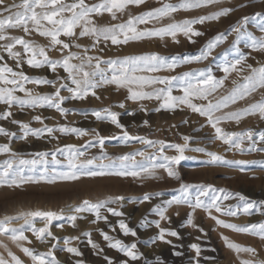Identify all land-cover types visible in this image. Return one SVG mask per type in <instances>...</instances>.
<instances>
[{"label": "rangeland", "instance_id": "obj_1", "mask_svg": "<svg viewBox=\"0 0 264 264\" xmlns=\"http://www.w3.org/2000/svg\"><path fill=\"white\" fill-rule=\"evenodd\" d=\"M19 3L20 0H5V4ZM71 3L73 0H66ZM100 0H86V3H98ZM164 2L177 3L178 0H145L140 6L130 5L124 12H118L116 19H113L110 13L92 14L90 19L96 26L105 27L114 24L125 23L130 15H139L144 11L155 7H160ZM241 3L248 6L244 8L238 7ZM220 7H232L234 11L227 17H222L217 21H207L204 24H196L193 27L202 32L201 36H193L190 42L183 34L177 35L178 43L174 42L170 36L150 37L139 41H130L128 44L112 45L110 41L96 43L93 37L86 36L68 41L72 44H80L81 48L72 47L70 51L84 54L87 49V55L93 57H101L102 59L117 58L124 56H136L146 53H158L161 56L171 58L179 56L181 59L185 56L199 55L206 43L219 33L226 32L230 26L234 25L242 16L252 15L257 11H264V4L260 0H222L221 4L209 6L207 8L193 9L189 11H178L173 14V19L177 22L184 19L195 18L199 15L218 10ZM170 20L165 18L159 23L149 22L148 24L137 25L138 29L160 27L169 23ZM248 30L257 37L264 34L260 33L253 24L248 25ZM6 35L23 37L25 40L32 41L35 45L44 46L50 58H60V53L49 47V38L39 35L32 31L25 34L22 29H7ZM235 40V34H229L227 39L219 44L213 51L211 56L206 60L192 61L178 65L174 70H161L158 73H137V75H160V76H177L184 72L198 73L202 70L211 69L212 74L217 78L225 77L223 72V63L225 60L224 53L227 52L228 60L238 58L235 48L232 47ZM11 41H0V44L9 43ZM95 45V46H93ZM240 52L246 57L242 71L232 72L228 74L223 86L217 90L209 99L213 101L220 97L226 96L234 87L233 81L242 82V77L249 75L247 65L259 67L264 65V52L251 49L246 46V39H241L238 45ZM14 51L21 52L24 56L22 70L30 77H45L55 80L57 76L64 78L66 81L67 73L60 67L53 73L50 68L44 66L42 68H32L27 65V55L23 53L21 45H16ZM69 50H65V54ZM0 55L4 56V60L0 63H7L9 67L19 71L16 62L8 56L6 52L0 49ZM39 58V57H38ZM78 63V60H73ZM101 67L106 65L101 64ZM111 75V73H108ZM64 81H57L59 83ZM70 84V81H68ZM32 89L33 94H51L55 91L52 85L33 84L25 85ZM71 86V85H70ZM134 90L137 89L133 85ZM145 90H148L147 88ZM100 99L89 96L83 100H68L63 102L62 107L69 109L66 114L59 113L54 108L37 107L20 109L19 106L11 108L13 116L7 120H0V126H3L10 132H15L16 136L9 141L3 135H0V145L8 143L10 148L20 159H39L35 156L37 152H47L49 154L65 145H75L85 153V157L100 156L106 153L109 157H117L120 155L143 151L145 153H154L156 148L150 147L139 141L130 140L123 142L121 139H106L101 148L96 139L97 132L103 137H119L126 130L131 136H141L150 140H163L168 143L183 144L184 136L191 137L189 141V149L185 151L187 159L182 161L178 166V172L181 180H176L167 176L162 169L158 170L156 179H134L132 177H81L76 181L56 180L54 183L41 181L40 183H28L22 187L0 186V218L5 216H15L22 212L29 211H54L61 213L63 217L54 220L50 226V230L59 240H53L51 237L46 238L43 242L35 238L31 231H26L31 243L23 242L24 246L30 247L37 252H47L53 243L57 244L54 254L59 264H76L77 260L83 261V264H106L104 256L111 257L115 264H119L121 260H128L129 264H240L243 259L264 260V240L257 236L247 233L234 231L233 229L223 227L211 219L207 212L203 209H197L193 214V223L198 227L187 224L188 213L191 209L186 205H173L168 208L166 215L168 220H161L162 228L175 230L179 233L178 237L166 235L167 240H171L172 244L162 241L155 243H147L152 237L158 234V229L154 224L143 227L141 221L145 218L147 221L158 220L160 217L151 211L157 204H162L165 200L179 195L176 191L181 181L196 185H212L215 189H225L230 198L222 202V207L229 205L240 212L236 216L224 215L216 213L212 210V215L224 220L226 223L237 225H246L249 223H257L264 221V215L254 212L251 215L242 212V201L235 195L240 193L250 201L257 202L264 200V169L259 165H248L241 170L233 164H209L207 152H215L222 155L228 161H264V151H238L236 149L226 150L227 146L222 141L213 139L214 129L207 123V118L193 113L186 105H179L175 109H161L159 112L153 109L159 107L156 100L133 101L126 99L128 91L126 88H117L115 85H105L104 87L95 89ZM17 95L23 96V93L17 92ZM61 95L67 96L66 90H61ZM173 95H183L179 82L173 88ZM264 98V89H257L249 97L243 100H237L235 104H229L227 108L221 109L216 115H223L228 112L237 111L247 107L249 104L259 102ZM123 102L125 107L120 108L118 105ZM194 103L204 104L206 101L202 99H193ZM141 104L147 111L141 110ZM110 108L114 112L120 113L118 117L120 124L124 125V129L117 127L108 120H97L92 115V110ZM6 110V106L0 104V113ZM40 116L43 123L33 119ZM12 120L28 123L32 128H42L45 125L53 127V133H44L37 137L31 133L26 139H20L23 134L19 125L12 123ZM144 121H148L147 124ZM186 121V122H185ZM60 126L70 128L85 129L86 135L77 133H63L59 131ZM219 126L228 132H243L251 129L255 132L264 131V119H260L258 114L244 116L239 122L235 120H223ZM89 141L91 143H89ZM248 141L244 142V146H248ZM158 147V146H157ZM257 148H264V143L257 142ZM195 148H204L205 152L194 151ZM165 155H175L174 149L166 148ZM85 157H80L83 159ZM11 154L0 152V162L10 159ZM48 164H37L34 171H29L31 166H24V175H39L41 171L47 168L51 175L55 172H65L68 170L67 153H56V159L62 161L61 164L52 163V156L46 157ZM137 160L142 157L136 156ZM106 162V161H105ZM190 191L195 192L196 189ZM161 193V195H153L150 201L140 203L136 200L142 197L144 193ZM213 195L211 190L209 196ZM223 195V193H220ZM124 196L125 200L120 203H112L108 206L124 213L123 216H113L108 213L106 208L101 209V214L107 216V221L98 220L95 223V214L92 212H83L76 214L78 219L75 221V227L72 226L67 217L74 214L72 208L79 205L83 200L97 202L108 197ZM177 213H179L177 215ZM124 220L126 224L137 232L136 237L124 235L119 228V221ZM22 220L13 221L14 225L22 224ZM44 221L37 218L35 226L37 228L44 226ZM63 225L59 227L58 225ZM183 225V226H182ZM199 229H203L201 232ZM108 233L114 239H120L126 244L137 243V249L143 255L137 261H131L123 253L118 252L108 246V242L103 239L101 231ZM91 233V239L103 249L101 255H97L96 249L88 244V237L84 233ZM65 237H79V239H70L65 245ZM223 237H227L229 241L235 242L241 246L253 247L257 249L255 257L245 252L237 254L229 249ZM245 240V241H244ZM0 241L7 244L8 248L15 253L23 264H32L31 258L26 256L19 247H17L9 237L0 236ZM192 244L200 247V255L196 256L195 249L191 248ZM66 247H76L82 253L80 256L68 253L63 249ZM150 252V253H147ZM181 253L176 255L175 253ZM0 254H4L7 258L6 250L0 246ZM159 257V261L157 260ZM232 261H231V260ZM230 261V262H229ZM234 261V262H233Z\"/></svg>", "mask_w": 264, "mask_h": 264}, {"label": "snow or ice", "instance_id": "obj_2", "mask_svg": "<svg viewBox=\"0 0 264 264\" xmlns=\"http://www.w3.org/2000/svg\"><path fill=\"white\" fill-rule=\"evenodd\" d=\"M222 0H178L177 3L164 2L160 7H155L144 11L139 15L132 16L125 23L114 24L105 27L96 26L90 19L92 14H102L104 12L110 13L113 19H116L118 12H124L130 5L140 6L145 3V0H100L98 3H86V0H73L68 3L66 0H20L19 3L5 4V0H0V41H11L9 43L0 44V49L8 54L17 65L19 71L9 67L7 63H0V104L6 106V110L0 113V120H7L13 116L11 108L19 106L24 108L48 107L54 108L59 113L66 114L69 109L62 107L63 102L68 100H83L89 94L96 99H100L95 89L104 87L105 85H115L117 88H126L128 95L126 99L133 101L156 100L159 102V107L153 109L159 112L161 109H175L179 105H186L193 113H198L200 116L207 118V123L214 129L213 139L220 140L227 146L226 150L236 149L238 151H264V148H257V142L264 143V131L255 132L248 129L243 132H228L224 131L220 126L223 120H235L239 122L244 116L258 114L260 119H264V98L259 102L249 104L247 107L225 113L223 115H216L223 108H227L229 104H235L237 100H243L249 97L257 89H264V65L253 67L247 65L249 75L242 77V82L233 81L234 87L226 96L220 97L213 101L209 99L214 93L220 89L228 74L232 72H241L243 64L246 62V57L240 52L238 47L241 39H246V46L264 52V35L257 37L248 30V25L251 23L256 29L264 34V11H257L252 15L242 16L234 25L223 33L217 34L210 39L205 47L201 49L199 55L185 56L182 59L179 56H173L170 59L159 55L158 53H146L136 56H124L117 58L102 59L101 57H93L87 55V49L84 54L79 52H72V47L81 48L78 43L72 44L66 42L78 39L80 37H93L96 43H100L101 39L104 42L110 41L112 45L128 44L130 41H139L150 37L170 36L174 42L178 43L177 35L183 34L190 42L193 36H201L202 32L196 30L193 25L204 24L207 21H217L222 17H227L234 11L232 7H220L218 10L209 12L207 14L199 15L195 18L184 19L182 21H175L173 14L178 11H189L193 9L207 8L209 6H216L221 4ZM251 2V0H250ZM264 4V0H260ZM248 5L241 3L238 5L244 8ZM165 18L170 20L169 23L163 24L160 27L138 29L137 25L148 24L149 22L159 23ZM7 29H22L25 34H30L32 31L39 35L49 38V47L57 50L60 53V58H50L44 46L35 45L32 41L25 40L23 37L6 35ZM235 34V40L232 47L238 54V58L228 60V53H224L223 72L225 77L217 79L211 69L202 70L198 73L184 72L177 76H160V75H137V73H158L161 70H174L178 65L184 63H191L192 61L206 60L211 56L212 51L223 41H225L229 34ZM16 45H21L23 53L27 55L26 63L32 68H42L47 66L55 73L57 68H62L67 73L66 81L64 78L57 76L55 80L47 79L45 77H30L23 70L24 56L21 52L14 51ZM95 46V45H93ZM65 50H69L65 54ZM39 57V58H38ZM4 60V56L0 55V61ZM73 60H78V63H73ZM101 64L106 67H101ZM108 73H111L109 75ZM57 81H64L59 83ZM70 81V84L68 83ZM179 82L183 95H173V88ZM33 84H47L52 85L55 91L51 94H33L32 89L25 85ZM71 85V86H70ZM133 85L137 86L134 90ZM148 90H145V89ZM66 90L69 95H61V90ZM23 93V96L16 93ZM193 99H202L206 101L204 104H197ZM124 108L125 105L121 102L118 105ZM141 110L147 111L141 104ZM92 115L97 120H108L117 127L124 129V125L120 124L118 117L120 113L112 111L110 108L94 109ZM34 120L43 123L40 116L33 117ZM186 122V121H185ZM12 123L18 124L22 135L20 139H26L31 133L37 137L44 133L51 134L55 130L53 127L45 125L42 128H32L28 123L12 120ZM145 124L148 121H144ZM59 131L63 133H77L79 135H86L85 129L70 128L67 126H60ZM0 135H3L11 141L16 136L15 132H10L3 126H0ZM96 139L103 148L106 139H121L123 142L130 140L139 141L150 147L156 148L154 153H145L138 151L135 153H128L117 157H109L106 153L100 156H93L91 158L85 157L84 151L77 148L75 145H65L63 148L56 149L55 152L49 154L47 152H37L36 157L39 159H20L17 154L12 151L8 143L0 145V152L11 154L10 159L0 162V186L7 187H22L28 183H40L45 181L54 183L56 180L76 181L81 177H132L134 179H156L158 177V170L166 172L167 176L176 180H181L178 172V166L182 161L191 159L185 155V151L189 149V141L191 137L184 136V143H168L163 140H150L141 136H131L126 130L123 131L119 137H103L97 132ZM248 141V146H244V142ZM89 143H91L89 141ZM158 146V147H157ZM166 148L174 149L175 155H165ZM194 151L205 152L204 148H195ZM67 153L68 170L65 172H55L50 175L45 167L39 175H24L25 167L31 166L29 171H34L37 164L47 165V156H52V163L61 164L62 161L56 159V153ZM142 157L137 160L136 156ZM209 157L207 163L209 164H233L241 170L248 165H259L264 169V161H228L222 155L215 152H207ZM80 157H85L80 159ZM106 161V162H105ZM196 189L195 192L190 191ZM213 195L209 196V191ZM179 195L172 197L170 200H165L162 204H157L151 209L156 213L160 219L147 221L145 218L141 221L143 227H148L149 224H154L159 230L158 234L152 237L147 243H155L162 241L172 244L171 240L166 239V235L178 237L179 233L175 230L162 228L160 226L161 220L170 219L166 212L169 207L173 205H186L191 211L188 213L187 224L193 227H198L193 223V214L197 209H203L208 216L216 221L217 224L223 227L233 229L234 231L247 233L259 237L264 240V221L257 223H249L246 225H237L233 223H226L217 216L212 215L214 209L216 213L224 215L236 216L239 214V209H234L233 206L222 207V202L230 198V194L225 189H215L212 185H196L189 184L183 181L180 182L179 188L176 190ZM223 193V195H220ZM153 195L159 196L161 193H144L142 197L136 198L140 203L150 201ZM240 200L245 201L242 212L251 215L254 212H259L264 215V200L257 202L248 200L247 197L240 193H235ZM125 200L124 196L108 197L104 200L92 202L83 200L79 205L72 208L74 214L67 217L75 227V221L78 219L79 213L92 212L95 214V223L98 220L107 221V216L101 214V209L107 210L113 216H123L124 213L108 205L112 203H120ZM179 213H177L178 215ZM63 217V211L56 213L54 211H29L22 212L15 216H5L0 218V236H7L10 240L21 249V251L31 258L32 264H59L57 261L54 249L57 244L53 243L47 252H37L30 247L24 246L23 242L31 243L26 231H31L35 238L39 241H44L51 237L53 240H59L50 230V226L54 220H59ZM37 218L43 220L44 226L37 228L35 222ZM22 220L23 223L14 225L13 221ZM63 227V225H58ZM183 226V225H182ZM119 228L124 235H131L136 237L137 232L130 228L124 220L119 221ZM201 232L203 229H199ZM101 231L103 239L108 242V246L112 249L123 253L131 261H137L143 255L137 249V243L126 244L120 239H114L108 233ZM88 237V244L93 249H96L97 255L103 253V249L93 242L91 233H84ZM70 239H79V237H65L64 243L67 245ZM227 247L237 254L245 252L250 256L257 255V249L253 247L241 246L235 242H231L227 237H223ZM2 246L7 252V258L4 254H0V264H23V261L13 253L2 241ZM191 248L195 249L196 256L200 255V247L197 244H192ZM64 251L82 255L76 247H66ZM176 255H181L177 252ZM103 259L106 264H115L113 259L104 256ZM159 261V257H157ZM76 264H83V261L77 260ZM119 264H129L128 260H121ZM198 264V261H197ZM240 264H264V260L258 259H243Z\"/></svg>", "mask_w": 264, "mask_h": 264}, {"label": "bare ground", "instance_id": "obj_3", "mask_svg": "<svg viewBox=\"0 0 264 264\" xmlns=\"http://www.w3.org/2000/svg\"><path fill=\"white\" fill-rule=\"evenodd\" d=\"M245 241V240H244ZM147 253H150V252H147ZM231 260V259H230ZM232 261V260H231ZM230 262V261H229ZM234 262V261H233ZM233 264V263H232Z\"/></svg>", "mask_w": 264, "mask_h": 264}]
</instances>
